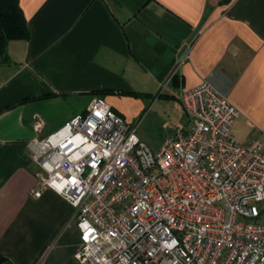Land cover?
Returning <instances> with one entry per match:
<instances>
[{
	"label": "crops",
	"instance_id": "crops-1",
	"mask_svg": "<svg viewBox=\"0 0 264 264\" xmlns=\"http://www.w3.org/2000/svg\"><path fill=\"white\" fill-rule=\"evenodd\" d=\"M20 3L29 38L11 40V61L0 66V254L14 264H77L75 210L51 189L31 194L40 168L29 144L97 95L127 119L132 99L180 101L182 91L208 81L239 108L236 137L264 146V0ZM36 116L45 121L41 132Z\"/></svg>",
	"mask_w": 264,
	"mask_h": 264
},
{
	"label": "built area",
	"instance_id": "built-area-1",
	"mask_svg": "<svg viewBox=\"0 0 264 264\" xmlns=\"http://www.w3.org/2000/svg\"><path fill=\"white\" fill-rule=\"evenodd\" d=\"M180 101L190 126L156 150L100 96L30 142L31 194L51 189L74 208L77 264H264L262 142L236 137L241 112L211 82Z\"/></svg>",
	"mask_w": 264,
	"mask_h": 264
},
{
	"label": "rangeland",
	"instance_id": "rangeland-1",
	"mask_svg": "<svg viewBox=\"0 0 264 264\" xmlns=\"http://www.w3.org/2000/svg\"><path fill=\"white\" fill-rule=\"evenodd\" d=\"M132 100L126 106L127 119L137 127L141 140L153 150L159 149L167 138L176 133L186 132L190 126L189 117L178 99L159 95L154 99L145 97L142 104ZM66 106L63 102L56 111L60 113Z\"/></svg>",
	"mask_w": 264,
	"mask_h": 264
},
{
	"label": "trees",
	"instance_id": "trees-1",
	"mask_svg": "<svg viewBox=\"0 0 264 264\" xmlns=\"http://www.w3.org/2000/svg\"><path fill=\"white\" fill-rule=\"evenodd\" d=\"M29 34L27 18L20 0H0V64L11 61L8 54L9 42L27 39Z\"/></svg>",
	"mask_w": 264,
	"mask_h": 264
},
{
	"label": "water",
	"instance_id": "water-1",
	"mask_svg": "<svg viewBox=\"0 0 264 264\" xmlns=\"http://www.w3.org/2000/svg\"><path fill=\"white\" fill-rule=\"evenodd\" d=\"M0 264H14L8 257L0 254Z\"/></svg>",
	"mask_w": 264,
	"mask_h": 264
}]
</instances>
